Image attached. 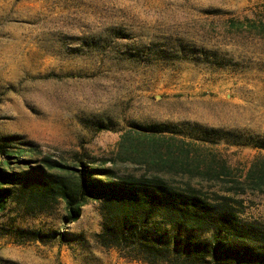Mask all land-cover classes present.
I'll use <instances>...</instances> for the list:
<instances>
[{
	"label": "rangeland",
	"instance_id": "1",
	"mask_svg": "<svg viewBox=\"0 0 264 264\" xmlns=\"http://www.w3.org/2000/svg\"><path fill=\"white\" fill-rule=\"evenodd\" d=\"M200 50L208 61L187 55ZM150 125H170L166 145L201 165L226 162L224 180H246L263 151L191 138L199 127L264 138V0H0V142L138 173L126 160L149 142L134 126ZM239 199L241 219L264 226V194ZM98 207L64 227L61 210L32 219L9 205L1 264H141L95 244Z\"/></svg>",
	"mask_w": 264,
	"mask_h": 264
},
{
	"label": "trees",
	"instance_id": "2",
	"mask_svg": "<svg viewBox=\"0 0 264 264\" xmlns=\"http://www.w3.org/2000/svg\"><path fill=\"white\" fill-rule=\"evenodd\" d=\"M197 54L208 61L202 50L187 52L191 57ZM134 127L149 142L126 160L138 173L121 172L105 162L96 166L76 159L72 163L37 145L14 147L9 144L13 138H3L0 215L9 205L16 215L32 219L61 210V223L67 227L78 222L82 208L94 202L102 221L101 231L93 236L95 244L128 262L264 264V226L241 219L244 206L239 199L247 191L264 194V160L243 183L224 180L229 177L226 162L201 165L197 157L189 159L190 152L183 147L166 145L163 135L178 134L170 125ZM193 135L191 139L205 144L223 142L264 152V138L200 127ZM197 178L222 184L209 192L193 184ZM16 234L41 243L55 237L66 240L64 232Z\"/></svg>",
	"mask_w": 264,
	"mask_h": 264
}]
</instances>
